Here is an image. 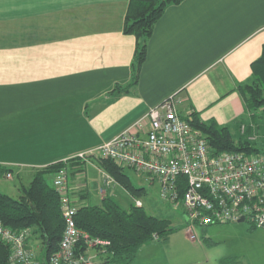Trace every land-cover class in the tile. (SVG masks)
Returning a JSON list of instances; mask_svg holds the SVG:
<instances>
[{"label": "crops", "instance_id": "0c3cea01", "mask_svg": "<svg viewBox=\"0 0 264 264\" xmlns=\"http://www.w3.org/2000/svg\"><path fill=\"white\" fill-rule=\"evenodd\" d=\"M129 1L0 0V166L12 175L6 180L18 177L0 191L19 197L39 168L98 147L172 93L182 117L197 112L235 137L255 136L256 116L238 86L253 79L252 63L264 49V0L169 5L135 85L137 40L124 32ZM88 164L76 159L65 167L77 205L92 195L94 203L106 195L134 203L117 181L105 182L97 163ZM137 177L145 206L143 197L159 186ZM28 246L42 262L45 245L32 230Z\"/></svg>", "mask_w": 264, "mask_h": 264}, {"label": "built area", "instance_id": "2783aa9c", "mask_svg": "<svg viewBox=\"0 0 264 264\" xmlns=\"http://www.w3.org/2000/svg\"><path fill=\"white\" fill-rule=\"evenodd\" d=\"M177 103V95L172 93L98 147L64 161L92 163L98 158H109L143 175L159 186L163 201L183 208L189 231L197 225L242 222V218L264 227V152H216L206 134L190 123L191 116L180 115ZM245 130L243 124L242 132ZM248 138L253 140L256 136ZM101 170L108 184L116 182ZM54 186L60 195L65 227L51 264H94L110 241L90 237L78 227V206L71 196L66 168L55 175ZM134 203L143 205L139 197H134ZM0 237L11 246L12 264H42L28 246L27 230H14L0 221ZM82 238L87 250L78 252Z\"/></svg>", "mask_w": 264, "mask_h": 264}, {"label": "trees", "instance_id": "16d2710c", "mask_svg": "<svg viewBox=\"0 0 264 264\" xmlns=\"http://www.w3.org/2000/svg\"><path fill=\"white\" fill-rule=\"evenodd\" d=\"M182 1H129L124 32L135 35L137 40L133 61V85L138 82L141 66L147 57L148 41L156 22L169 5ZM252 74L253 79L248 83H240L238 89L247 108L257 116L259 109L264 110V49L261 56L252 63ZM189 121L206 134L210 146L216 152L225 150H240L250 154L264 152L247 135L235 137L228 125L219 124L215 120L202 121L197 112L191 114ZM95 161L134 197L140 198L146 194V188L136 185L124 167L109 158H98ZM66 164L67 162L62 160L39 168L31 182L21 187L19 197L0 191V221L14 230H27L29 236L30 230L32 234L37 235L45 245L42 264H51L50 258L59 249L65 227L60 195L54 184L48 181V176L53 175L55 178ZM6 174L7 169L0 166V177ZM77 206L78 227L90 237L110 241L106 251L99 253L100 261L94 264H133L142 247L154 241L156 236L158 239L168 238L173 230L169 218L151 214L143 205L132 203L126 207L113 195L104 196L100 203ZM85 250L87 245L82 238L77 251ZM10 256V244L0 237V264H12Z\"/></svg>", "mask_w": 264, "mask_h": 264}, {"label": "rangeland", "instance_id": "374dc122", "mask_svg": "<svg viewBox=\"0 0 264 264\" xmlns=\"http://www.w3.org/2000/svg\"><path fill=\"white\" fill-rule=\"evenodd\" d=\"M255 119L259 128H256L254 133L256 138L252 141L264 151L263 109L258 110ZM93 163L96 161L94 160L88 165ZM92 167L95 166L92 165ZM125 170L135 183H139L135 171ZM90 173L92 176L90 175L89 178L95 186L96 173L94 170H91ZM2 179L0 183L6 186L13 185L18 181L16 176L15 180H6L5 177ZM48 181L54 184V176H48ZM72 181L73 175H69V182L72 183ZM143 183L147 186L145 182ZM151 189L153 188L151 187ZM149 194V197H143L146 203L145 208L151 214L169 218L173 230L168 238L155 239L144 246L133 264H264V227L255 226L248 220L209 226L197 225L189 233L181 206L175 207L163 201L157 189L151 190ZM93 199L92 195V204H94ZM149 206H153V209ZM100 259L97 260L100 261Z\"/></svg>", "mask_w": 264, "mask_h": 264}, {"label": "water", "instance_id": "95a60500", "mask_svg": "<svg viewBox=\"0 0 264 264\" xmlns=\"http://www.w3.org/2000/svg\"><path fill=\"white\" fill-rule=\"evenodd\" d=\"M243 220H244V218L241 219V221H243Z\"/></svg>", "mask_w": 264, "mask_h": 264}]
</instances>
